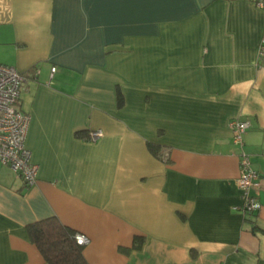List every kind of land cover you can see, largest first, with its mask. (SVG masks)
Instances as JSON below:
<instances>
[{
  "label": "crops",
  "instance_id": "0c3cea01",
  "mask_svg": "<svg viewBox=\"0 0 264 264\" xmlns=\"http://www.w3.org/2000/svg\"><path fill=\"white\" fill-rule=\"evenodd\" d=\"M262 42L255 0H0L38 165L25 186L0 164V264H50L27 226L51 217L89 238L87 264H264ZM233 119L261 179L252 216Z\"/></svg>",
  "mask_w": 264,
  "mask_h": 264
},
{
  "label": "built area",
  "instance_id": "2783aa9c",
  "mask_svg": "<svg viewBox=\"0 0 264 264\" xmlns=\"http://www.w3.org/2000/svg\"><path fill=\"white\" fill-rule=\"evenodd\" d=\"M255 4L264 9V0H255ZM259 56L264 55V42L259 48ZM55 68H52L53 72ZM25 76L14 67L0 63V164L7 166L21 177L25 186L35 183L38 165L32 161V153L26 146V137L31 117L18 106V99ZM234 144L239 147V175L237 185L241 192V205L237 207L245 216L255 215L260 208L256 192L261 188V179L252 168L248 154L243 151V134L249 126L246 120L233 119L229 122ZM102 135L100 130L93 131L88 140H96ZM75 242L86 245L89 238L75 233Z\"/></svg>",
  "mask_w": 264,
  "mask_h": 264
},
{
  "label": "trees",
  "instance_id": "16d2710c",
  "mask_svg": "<svg viewBox=\"0 0 264 264\" xmlns=\"http://www.w3.org/2000/svg\"><path fill=\"white\" fill-rule=\"evenodd\" d=\"M148 147L159 159L164 156L158 146L149 143ZM27 228L31 241L50 264H87L82 254L83 246L75 242L76 232L55 217L28 224Z\"/></svg>",
  "mask_w": 264,
  "mask_h": 264
},
{
  "label": "bare ground",
  "instance_id": "6f19581e",
  "mask_svg": "<svg viewBox=\"0 0 264 264\" xmlns=\"http://www.w3.org/2000/svg\"><path fill=\"white\" fill-rule=\"evenodd\" d=\"M96 131H97V130H96ZM100 131H101V130H100ZM101 133H102V135H103V132H102V131H101ZM102 135H101V136H102ZM90 136H91V134H90ZM101 136H100V137H101ZM100 137H98V138H100ZM98 138H97V139H98ZM97 139H96V140H97ZM91 141H93V140H91ZM94 141H95V140H94Z\"/></svg>",
  "mask_w": 264,
  "mask_h": 264
}]
</instances>
